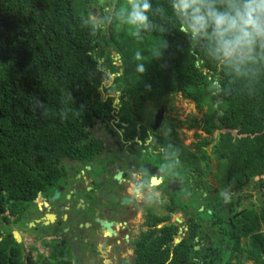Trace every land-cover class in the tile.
<instances>
[{
    "label": "trees",
    "instance_id": "16d2710c",
    "mask_svg": "<svg viewBox=\"0 0 264 264\" xmlns=\"http://www.w3.org/2000/svg\"><path fill=\"white\" fill-rule=\"evenodd\" d=\"M96 1L0 0V215L49 186L59 158L82 148L96 117L118 108L133 125L147 105L169 106L171 94L194 99L199 109L205 103L208 113L222 110L231 126L240 125L244 135L227 140L230 156L244 160L249 176L264 174V38L226 57L214 24L194 38L182 29L173 0H149L150 27L136 36L126 14L117 12L123 0H115L118 9L105 18L111 39L104 43L119 54L116 63L100 46L101 26L90 19ZM207 2L224 12L245 0ZM107 70L115 75L116 102L105 95L113 89L103 85ZM201 96L207 101L199 103ZM10 239L0 240V264H23Z\"/></svg>",
    "mask_w": 264,
    "mask_h": 264
},
{
    "label": "flooded vegetation",
    "instance_id": "af4514ba",
    "mask_svg": "<svg viewBox=\"0 0 264 264\" xmlns=\"http://www.w3.org/2000/svg\"><path fill=\"white\" fill-rule=\"evenodd\" d=\"M146 107L133 125L118 108L96 117L49 186L1 213L23 264H264V174L227 147L240 127L206 105Z\"/></svg>",
    "mask_w": 264,
    "mask_h": 264
},
{
    "label": "clouds",
    "instance_id": "9594fccd",
    "mask_svg": "<svg viewBox=\"0 0 264 264\" xmlns=\"http://www.w3.org/2000/svg\"><path fill=\"white\" fill-rule=\"evenodd\" d=\"M127 3L130 10L122 9L126 11L125 22L133 26L132 34L138 36L141 28L150 27L147 13L152 5L149 0H127ZM172 7L182 18V29L190 30L194 38L204 33L211 21L219 48L226 57L244 45H251L257 37L264 38V0H245L242 8L229 5L231 11L224 12L217 11L207 0H173ZM135 59H142L139 52ZM137 71L143 73V65H138Z\"/></svg>",
    "mask_w": 264,
    "mask_h": 264
},
{
    "label": "rangeland",
    "instance_id": "374dc122",
    "mask_svg": "<svg viewBox=\"0 0 264 264\" xmlns=\"http://www.w3.org/2000/svg\"><path fill=\"white\" fill-rule=\"evenodd\" d=\"M117 9L118 7H117V3L115 0H97L96 2H93L91 5H89L90 19L101 26V30H102L101 34L103 35H101L99 39L101 43L100 46L102 49H104L105 52L107 51L110 52L111 56L113 57L116 63L120 61L119 60L120 57L118 53L115 52L111 46L106 45L104 41L111 39V37H109V32L107 33V24H108L107 22L108 21L105 22V18L109 16L110 14H113L114 11H116ZM122 9L130 10V6L128 5L127 0L122 1L121 8L117 11L119 13L126 14V11L122 12ZM118 21H119V15L117 18V22ZM119 25H122V24H119ZM106 72H109V71L107 70ZM114 76H115L114 74L110 73V75H108V79L104 81V84H107V86L110 85V83L113 81ZM105 95L114 96L115 102L118 99L115 89L106 91ZM204 100L207 101V97L205 96L199 97V103H203ZM204 105L206 104L204 103ZM169 106L167 105L168 110L166 113H180L181 116L185 115V113H190V112L200 113L197 110V106L193 103V101L185 100L181 95H177V97L172 96ZM143 113H146V111L144 110ZM187 135H189V132L187 133Z\"/></svg>",
    "mask_w": 264,
    "mask_h": 264
},
{
    "label": "water",
    "instance_id": "95a60500",
    "mask_svg": "<svg viewBox=\"0 0 264 264\" xmlns=\"http://www.w3.org/2000/svg\"><path fill=\"white\" fill-rule=\"evenodd\" d=\"M221 101H222V99L221 100H218V102H216L213 105V107L216 108L217 105H218V103H220ZM161 111H162V108L157 113H161ZM219 113H222V110H219ZM9 203H10V200H6V204L8 205ZM14 236H15L16 240H19V235H18L17 232H14Z\"/></svg>",
    "mask_w": 264,
    "mask_h": 264
},
{
    "label": "crops",
    "instance_id": "0c3cea01",
    "mask_svg": "<svg viewBox=\"0 0 264 264\" xmlns=\"http://www.w3.org/2000/svg\"><path fill=\"white\" fill-rule=\"evenodd\" d=\"M239 126H240V125H239ZM239 126H238V127H239ZM249 171H250V168L244 166V173L247 174V175H249Z\"/></svg>",
    "mask_w": 264,
    "mask_h": 264
}]
</instances>
